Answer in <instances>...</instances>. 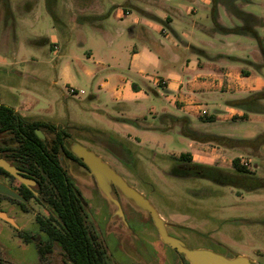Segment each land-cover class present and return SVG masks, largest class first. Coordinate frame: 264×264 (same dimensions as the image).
<instances>
[{
  "label": "rangeland",
  "instance_id": "374dc122",
  "mask_svg": "<svg viewBox=\"0 0 264 264\" xmlns=\"http://www.w3.org/2000/svg\"><path fill=\"white\" fill-rule=\"evenodd\" d=\"M126 1L0 0V103L12 106L29 119L65 129L66 142L78 141L93 150L149 199L168 223V233L180 238L187 247L207 248L226 257L243 255L264 264V187L245 191L204 179L177 178L170 175L171 162L167 158L171 153L191 149L194 161L234 172L231 162L238 157L249 162L251 176L264 181V144L227 148L191 142L192 146L188 147L189 139L180 134L177 126L163 133L141 131L132 123L126 128L118 122L124 119L147 126L157 122L161 125L152 113H160L164 108L182 115L172 104L173 96L156 85L158 77L167 76L172 65L159 51L149 50L148 43L131 36L129 28L136 16L150 28L151 40L161 39L166 43L162 28L170 30L150 18L157 14L169 16L168 4L182 12L192 7L187 0H167L168 4L165 0H129L137 6L134 9ZM255 1L263 4H249L246 10L264 16V0ZM196 10L194 16L192 12L187 16L209 24V12L198 6ZM195 33L194 44H201L199 39L211 40L202 32ZM226 40L233 46L237 40L249 44V40L235 35ZM134 47L141 50L135 61L136 71L130 69ZM181 47L178 52L182 61L184 55L190 57L189 61L192 57L203 58ZM220 49L227 51L229 46ZM90 51L92 57H88ZM180 65L176 68L180 69ZM137 68L143 74L137 73ZM132 82L141 90H132ZM70 88L78 94L71 95ZM117 88L121 101L129 107L116 103ZM215 90V101L220 105L225 101L224 85ZM210 107H198L196 114H210L213 111L210 112ZM229 115L212 123L195 119L192 126L198 131L245 139L264 132V114H251L247 121L231 120ZM164 121L167 124L163 125L168 126V119ZM127 132L138 135L141 143ZM43 134L47 139L53 137L49 132ZM1 140L7 141L8 137L2 136ZM0 178L13 187L18 186L16 180L3 175ZM86 179L97 202L89 210L88 225L106 247L113 264H189L161 241L147 212L113 189L122 214L116 213L117 206L99 191L95 181ZM75 181L81 184L79 179ZM2 207L7 205L3 203ZM6 210L16 227L0 220L1 260L13 264H67L57 250L48 253L43 261L39 257L34 241L43 239L44 234L34 222V213H47L44 209L34 205L26 213ZM20 233L35 238L26 242Z\"/></svg>",
  "mask_w": 264,
  "mask_h": 264
},
{
  "label": "trees",
  "instance_id": "16d2710c",
  "mask_svg": "<svg viewBox=\"0 0 264 264\" xmlns=\"http://www.w3.org/2000/svg\"><path fill=\"white\" fill-rule=\"evenodd\" d=\"M237 1L211 0L210 18L213 30L222 34L247 35L254 38L264 59L263 42L258 33V28L264 29V20L242 10ZM241 1L250 2V0ZM219 5H223L228 13L240 20L241 23L230 27L222 25L219 21ZM245 72L242 71L243 74ZM262 100H264V90L252 92L242 98L227 100L226 104L244 111L240 118L235 116L233 119H245L248 113H264ZM164 119H168L169 124L163 130L170 129L179 123L180 134L196 142L213 143L227 148L256 147L264 144V132L253 139L234 138L193 129L186 116L177 117L164 113L160 115V120L166 123ZM198 119L203 122H212L215 120V116L204 113L199 115ZM125 122L135 124L134 121L126 120ZM36 129L43 133L49 132L58 140L66 137L63 130L54 124L29 119L18 113L12 106L0 103V138L8 137L7 141H0V155L2 152H9L10 156L4 155V157L14 165H18V162L21 163L26 170L24 176L36 181L39 178L46 179V184L43 186L54 188L61 194L60 199H54L52 195H49L48 199V203L52 207L50 216L56 217L58 221L55 224L39 222V230L44 233L43 239L34 241L39 257L43 261L48 253L57 250L67 264H113L106 247L84 220L81 205L76 199L72 183L60 166L58 158L51 156L50 142L46 141V137L40 139L36 134ZM58 144L63 148L61 143ZM58 151V147L54 146V154ZM167 158L171 162L169 173L177 178L204 179L213 184L236 187L245 191L264 187V181L251 176L248 167L241 164L238 157L233 158L231 162L234 172H225L218 167L198 163L193 160L192 154L188 151H182L177 155L170 154ZM0 175L14 179L2 168H0ZM46 191L49 192L47 189ZM20 235L26 242H31L34 239V236H29L26 233H20ZM181 256L183 257V255ZM0 264L13 263L0 259Z\"/></svg>",
  "mask_w": 264,
  "mask_h": 264
},
{
  "label": "crops",
  "instance_id": "0c3cea01",
  "mask_svg": "<svg viewBox=\"0 0 264 264\" xmlns=\"http://www.w3.org/2000/svg\"><path fill=\"white\" fill-rule=\"evenodd\" d=\"M187 1L191 2L192 7H188V9H186V12H182V10H180L178 7L168 4L167 0H165L163 2L167 3L170 7V11L168 14L169 16L164 15L165 17H163L157 14L153 15V18L149 17L155 23H162L170 30V32H168L167 30L162 28L163 34L166 38V43L161 39L155 40V38H153V40H151L149 36L151 34L150 28L144 25L146 23H141L142 20H139V18H137L136 16L134 17L132 25L129 28V34L131 36H136L140 40L148 43V45L151 46V48L149 47V50L152 49L159 51L163 55V57L170 62L169 64L172 65L167 76L158 77L159 80H156V85L161 86L165 90L166 94L173 96L172 104L178 111H181L182 115L168 111L165 108L160 113L153 112L152 114L154 115V117L157 116L158 119H160V115L164 113H168L177 117L186 116L189 118L190 126L193 129H196L194 128V126H192L193 121L195 119L199 120V115L196 114L198 107L211 106L210 112L211 110L213 111L210 114H205L215 116V120L212 122H216L219 118L221 119L222 117L225 118L227 113L232 115H229V118L231 120L235 116L240 118L243 115L244 111L240 108L228 106L226 104V101L234 98H242L252 92L264 90V59L257 41L247 35L222 34L214 31L210 18L211 0ZM126 3L134 9H137V6L130 4L129 0H127ZM252 3L263 4L255 0H250V2H243L241 0L237 1V4L242 10L252 13L253 15L264 20V16L246 10V6ZM194 4L198 7L205 8L209 12V24H202L194 19L193 16L197 13V6H193ZM141 10H143L144 12H150L146 11L145 9ZM189 12H192L191 15L193 16H187ZM218 14L219 21L224 26L230 27L241 23L240 20L230 15L223 5L218 6ZM152 28L156 27L154 26ZM195 31L202 32L203 34L211 38V40L199 39L198 41L201 44H194L192 40L196 38ZM193 33H195L194 37H192ZM258 33L262 38L264 48V29L258 28ZM232 35L240 36L244 39L249 40V44L237 40L236 44H234L233 46L226 40L227 37ZM181 41H183L185 44H183ZM195 43L197 42L195 41ZM181 46H183V48H185L186 50L195 52L199 55V57L203 58H197L196 60L192 57V61H189L190 57L188 55H184L185 59L184 61H182V57H180L181 55L178 52L182 49ZM222 46H229V50H219V48H222ZM210 49H213L215 51L212 52ZM234 51H238L240 53H234ZM245 51H247V53H245ZM140 53L141 50L139 48L134 47L131 50L130 69H136L137 64L135 61L140 57ZM88 57H92L91 51L89 52ZM178 65H180V69L176 68V66ZM137 69V73L143 74V70H141L140 68ZM217 70L223 71L219 73V71ZM242 71H246L245 74H243ZM162 81L164 82L163 84L161 83ZM107 82V80L103 82V86L106 85ZM223 85L225 88V92H223L224 94L222 95V98L225 101L219 105L215 101L214 94L216 93L215 89L219 87L221 88ZM130 86L132 90L136 92L141 90L139 85H137L135 82H132ZM148 89L150 90V88ZM115 92L119 94L117 96L116 103H122L125 106L129 107L126 102L121 101L122 98L120 96L121 93L119 92V88L115 89ZM262 102L264 104V100H262ZM251 114L264 113H248L247 118L243 120L247 121L251 119ZM125 121L126 120L124 119H120L118 122L124 123L122 124L124 125L123 127L129 128L130 126H128L127 124L130 125V123ZM158 121L159 123H161V125H159L158 122L157 124H150V126L140 124L139 122H135V124L132 125L137 127L141 131L155 130L163 133L169 132L174 126H177L180 129V124L176 123L172 128L163 130L166 129V126L163 125V122L161 120ZM201 132L238 138L230 134L214 131ZM127 134L137 139V142L141 143V139L138 135L133 136L130 132H127ZM191 142L194 143L196 141L189 139L188 147L192 146ZM187 151L190 152L193 156L191 149ZM171 154L177 155L179 153Z\"/></svg>",
  "mask_w": 264,
  "mask_h": 264
},
{
  "label": "water",
  "instance_id": "95a60500",
  "mask_svg": "<svg viewBox=\"0 0 264 264\" xmlns=\"http://www.w3.org/2000/svg\"><path fill=\"white\" fill-rule=\"evenodd\" d=\"M35 131L40 139L45 138V135L41 130L36 129ZM69 150L75 156L81 158L88 166L99 189L112 203L117 206L116 213L122 214L118 200L111 194L112 186H115L122 193V195L130 200L135 206L150 215L152 222L159 233L161 241L177 253L183 255L184 259L189 264H259L243 255L226 257L221 253L207 248L187 247L180 238L168 233V223L161 218L157 209L153 206L149 199L137 189L130 186L119 173H117L106 161L102 160V158L93 150H90L87 146L78 141H71ZM0 168L8 172L11 176L26 186L35 184L33 179L23 176L15 166L11 165L8 161L1 157ZM0 194H4L24 202L26 201L18 192L1 181ZM0 218L14 225L13 220L8 217L4 211H0Z\"/></svg>",
  "mask_w": 264,
  "mask_h": 264
},
{
  "label": "flooded vegetation",
  "instance_id": "af4514ba",
  "mask_svg": "<svg viewBox=\"0 0 264 264\" xmlns=\"http://www.w3.org/2000/svg\"><path fill=\"white\" fill-rule=\"evenodd\" d=\"M60 129H62L63 133L66 135L65 138L58 140V138L53 137V138L47 139L46 141L50 142V144H51V147H52L51 148L52 149V155L51 156L58 158V162H59L60 166L64 170L68 180L72 183V188H73L74 193L76 195V199L78 200V202L81 205V211H82L84 220L88 224L89 210L91 208V205L94 206V204H95V206H96L97 202H96L95 193L92 191V189L90 187H87L86 183L88 182V180L86 179V177H90L94 181H95V178L90 173V169L82 161V159L75 156L69 150V145H70L71 141L66 142L68 134L66 133L65 129H63L61 127H60ZM72 141H74V140H72ZM58 143H61L63 145V148ZM54 146L58 147V150L60 151V153L58 151V152H55V154H54ZM5 148H7V147H5ZM9 154H10L9 152H2V155H0V157L5 159L6 161H8L4 157V155L10 156ZM47 156L48 155H46V157ZM8 162L11 165L15 166L22 173V175L26 173V170L23 168V165L21 163L18 162V165H14L10 161H8ZM3 176L7 177L5 175H3ZM8 178H10V177H8ZM10 179H12V178H10ZM75 179H77V180L79 179L80 180L79 182H81V184L76 182ZM12 180L18 181L16 178H14ZM0 181L5 183L6 185H8L10 188L15 190L16 192H18L26 200L24 202V201H21L19 199H15V198H12V197L7 196V195L0 194V211H4L8 217H9V212L6 210L7 208H10L14 211H22V212L26 213V212H29L30 210H32L34 205H38L42 209H44L47 213H43L41 211L34 213V222H36L37 226L39 225L40 221L42 223H51V224H55L58 221L56 217L50 216L52 207L49 205L48 199H49V195H52V197L54 199L55 198L60 199L61 194L54 188L53 189L48 188V187L45 188L43 185L46 184V179L39 178L38 181L34 180L35 184L30 185V186H26V185H24L18 181L17 187L11 186L8 182H6L5 180H2L1 178H0ZM20 184H22L23 186H21ZM95 184L97 186L96 181H95ZM97 188L99 189L98 186H97ZM46 189L49 190V192H47ZM113 189H117V188L115 186H112V191H113ZM99 191L101 193H103L100 189H99ZM112 196H113V194H112ZM3 203L7 205V208L2 207ZM0 220L7 222L1 218H0ZM7 223H9V222H7ZM38 229H39V227H38ZM40 232H42V231H40Z\"/></svg>",
  "mask_w": 264,
  "mask_h": 264
},
{
  "label": "built area",
  "instance_id": "2783aa9c",
  "mask_svg": "<svg viewBox=\"0 0 264 264\" xmlns=\"http://www.w3.org/2000/svg\"><path fill=\"white\" fill-rule=\"evenodd\" d=\"M161 83L163 84L164 82L162 81ZM68 91H69V93L71 95L78 94V92L75 89H72V88L68 89ZM79 92H81V91H79ZM240 163L243 164V165H245V166H248V164H249V162L248 161H245L244 159H240Z\"/></svg>",
  "mask_w": 264,
  "mask_h": 264
}]
</instances>
